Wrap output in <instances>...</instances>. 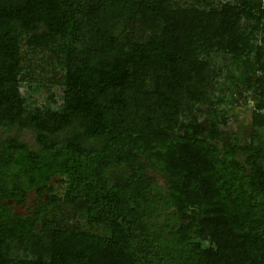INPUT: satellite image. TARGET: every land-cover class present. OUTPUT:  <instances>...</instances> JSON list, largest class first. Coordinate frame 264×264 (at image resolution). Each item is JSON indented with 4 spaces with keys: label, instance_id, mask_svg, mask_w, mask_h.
Masks as SVG:
<instances>
[{
    "label": "trees",
    "instance_id": "16d2710c",
    "mask_svg": "<svg viewBox=\"0 0 264 264\" xmlns=\"http://www.w3.org/2000/svg\"><path fill=\"white\" fill-rule=\"evenodd\" d=\"M16 127L0 264H264V0H0Z\"/></svg>",
    "mask_w": 264,
    "mask_h": 264
},
{
    "label": "rangeland",
    "instance_id": "374dc122",
    "mask_svg": "<svg viewBox=\"0 0 264 264\" xmlns=\"http://www.w3.org/2000/svg\"><path fill=\"white\" fill-rule=\"evenodd\" d=\"M22 92L25 93V90H23ZM33 99L37 100L39 104H44L47 102L48 93L45 91L42 92L41 94L34 95ZM251 112L252 110L250 108L243 107L239 113V121L237 122L236 119L233 118L232 127L239 128L240 126L243 125L242 127L244 128V126H246L251 120ZM7 135L19 136L20 139L26 141L32 149H37V142L35 139V135L33 131L30 129L16 127L9 134L3 130L0 131V136H7ZM154 176L157 177L161 183H163L162 178H160L158 175H154ZM33 204H34V195H31L25 206L19 207L14 203H12V206L14 208L15 213L20 215H27Z\"/></svg>",
    "mask_w": 264,
    "mask_h": 264
}]
</instances>
